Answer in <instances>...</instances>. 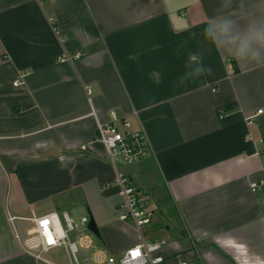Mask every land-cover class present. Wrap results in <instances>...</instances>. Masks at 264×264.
<instances>
[{
	"label": "crops",
	"instance_id": "crops-1",
	"mask_svg": "<svg viewBox=\"0 0 264 264\" xmlns=\"http://www.w3.org/2000/svg\"><path fill=\"white\" fill-rule=\"evenodd\" d=\"M220 3L0 0V264H39L20 243L34 219L79 206L112 253L140 241L97 138L112 110L150 142L129 174L180 222L163 253L264 264V65L205 38ZM229 11L244 25L264 0Z\"/></svg>",
	"mask_w": 264,
	"mask_h": 264
},
{
	"label": "built area",
	"instance_id": "built-area-1",
	"mask_svg": "<svg viewBox=\"0 0 264 264\" xmlns=\"http://www.w3.org/2000/svg\"><path fill=\"white\" fill-rule=\"evenodd\" d=\"M92 90L88 88L89 93ZM97 131V138L116 170L115 184L122 195L118 217L135 225L140 241L119 255L112 253L95 241V234L87 226L89 217L82 216V228H79L74 217L63 211L62 214L50 213L34 219L35 230L20 241L24 251L34 256L39 264H55L46 254L60 247L65 248L71 264H192L183 259H170L162 251L164 241L148 240L143 232V227L152 222L155 212L148 203L149 193L135 182L128 169L150 153V142L144 130L132 128L128 118L112 110L108 121L97 120ZM258 187L259 184L254 182L253 190ZM50 238L53 243H49ZM136 250L140 255L134 257L132 253Z\"/></svg>",
	"mask_w": 264,
	"mask_h": 264
},
{
	"label": "clouds",
	"instance_id": "clouds-1",
	"mask_svg": "<svg viewBox=\"0 0 264 264\" xmlns=\"http://www.w3.org/2000/svg\"><path fill=\"white\" fill-rule=\"evenodd\" d=\"M232 2L221 0L203 30L205 38L238 63L264 65V18H252L242 25L229 11ZM194 55L190 54V58Z\"/></svg>",
	"mask_w": 264,
	"mask_h": 264
},
{
	"label": "rangeland",
	"instance_id": "rangeland-1",
	"mask_svg": "<svg viewBox=\"0 0 264 264\" xmlns=\"http://www.w3.org/2000/svg\"><path fill=\"white\" fill-rule=\"evenodd\" d=\"M150 194L153 196H151V199L148 200L149 201L148 203H149L150 208L154 209V212H156V216L153 218L150 224H147L143 227V232L145 233L148 240H151V238L155 236L156 241H159V242L164 241L163 246L168 247L173 242V231L167 230L166 227L170 226L172 227V230H174L173 228L178 227L180 231L181 230L179 226L180 222L176 220L175 218H173L171 215H169V214H172L171 210H174V208L171 205V202H169V198L166 195H164L163 197L160 196L159 190H158V193H154V194L150 193ZM165 201L168 202L169 204L167 205L168 207H166V205L165 207H163L162 204ZM165 208H168L169 209L168 211L170 213L165 212L166 211ZM70 214L74 217L75 221L79 224V228H82V225H81L82 216H87L90 219V214L86 206L76 207V209H73L72 211H70ZM63 225L65 226L64 221H63ZM152 229H155L157 231L151 233ZM94 239L99 244V246L107 248L101 238L94 235ZM89 252L91 253L92 250L90 249ZM46 256L51 261H53L55 264H71L69 256L65 248L63 247L51 250L50 252L46 254ZM172 258L173 257L170 256V259Z\"/></svg>",
	"mask_w": 264,
	"mask_h": 264
},
{
	"label": "water",
	"instance_id": "water-1",
	"mask_svg": "<svg viewBox=\"0 0 264 264\" xmlns=\"http://www.w3.org/2000/svg\"><path fill=\"white\" fill-rule=\"evenodd\" d=\"M87 226L97 237L101 238V233H100V230L98 228V225L92 216L90 217Z\"/></svg>",
	"mask_w": 264,
	"mask_h": 264
},
{
	"label": "snow or ice",
	"instance_id": "snow-or-ice-1",
	"mask_svg": "<svg viewBox=\"0 0 264 264\" xmlns=\"http://www.w3.org/2000/svg\"><path fill=\"white\" fill-rule=\"evenodd\" d=\"M44 224L47 225V221H45ZM49 243H53V241L51 240V238L49 239ZM132 255H133L134 257L139 256V255H140L139 250L134 251V252L132 253Z\"/></svg>",
	"mask_w": 264,
	"mask_h": 264
}]
</instances>
